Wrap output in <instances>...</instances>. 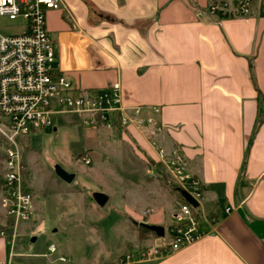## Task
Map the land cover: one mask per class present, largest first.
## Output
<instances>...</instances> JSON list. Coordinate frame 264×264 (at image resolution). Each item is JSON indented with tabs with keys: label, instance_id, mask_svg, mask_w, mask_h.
<instances>
[{
	"label": "crops",
	"instance_id": "obj_1",
	"mask_svg": "<svg viewBox=\"0 0 264 264\" xmlns=\"http://www.w3.org/2000/svg\"><path fill=\"white\" fill-rule=\"evenodd\" d=\"M88 1L93 15L84 0H70L65 9L47 14L61 69L84 90L120 83L125 107H159L164 127L159 143L168 151L181 149L188 170L203 184L201 209L216 220L206 236L180 251L138 264H264V0H255L249 19L209 16V0ZM71 12L75 17L69 21ZM108 135L120 136L137 157L159 162L141 131ZM111 146H105L108 153ZM159 192L167 214L146 195L129 206L140 217L127 214L128 219L166 223V230L177 200L165 186ZM228 208L232 212L226 215ZM149 209L153 213L144 222ZM95 214L100 227L104 216ZM122 241L116 263L136 247L162 243L158 237L140 243L137 234L136 242ZM108 249L96 257L113 264ZM9 256L8 242L0 238V263Z\"/></svg>",
	"mask_w": 264,
	"mask_h": 264
},
{
	"label": "built area",
	"instance_id": "obj_2",
	"mask_svg": "<svg viewBox=\"0 0 264 264\" xmlns=\"http://www.w3.org/2000/svg\"><path fill=\"white\" fill-rule=\"evenodd\" d=\"M255 0H209L206 14L221 19H249ZM62 0H0V18L24 21L19 35L0 33V136L5 142L0 208L5 223L0 238L7 240L9 260L17 257L16 242L21 224L31 222L35 202L23 175L24 138L52 128L53 117L75 114L87 127L107 132L141 131L155 148L161 163L180 192L187 193L197 204L194 207L183 197L171 215L172 224L159 238L162 243L139 246L129 251L118 264H138L166 258L206 236L216 220L201 209L204 189L201 180L188 170L187 161L178 147L166 150L159 143L164 127L159 121V107H125L121 84L116 82L102 90H84L74 84L61 69L57 59L56 41L47 29L49 11L63 10ZM119 116L120 129L115 128ZM90 165L88 155L81 157ZM232 209L225 211L229 215ZM153 213L143 212L148 218ZM49 253L55 254L51 245ZM44 257H47L45 255ZM59 261L67 263L66 257Z\"/></svg>",
	"mask_w": 264,
	"mask_h": 264
},
{
	"label": "rangeland",
	"instance_id": "obj_3",
	"mask_svg": "<svg viewBox=\"0 0 264 264\" xmlns=\"http://www.w3.org/2000/svg\"><path fill=\"white\" fill-rule=\"evenodd\" d=\"M62 1L69 5L70 0ZM84 3L93 15L95 12L89 1L84 0ZM74 17L72 12L67 14L69 21ZM23 25L21 19L0 18V33L19 35ZM53 123L52 128L24 138L25 149H29L25 157L26 182L31 186L39 210H35L34 221L20 226L13 264H49L60 252H67L69 261L54 264H105V260L96 256L105 254L106 247L112 254L110 260L118 264L115 260L122 255L123 238L136 242L134 224L138 222L132 217L128 219L127 214L137 213L129 206L147 195L155 198L167 214V203L159 188L161 185L171 190L170 186L163 183L149 186L146 178L154 177V167L149 160L137 157L128 144L123 145L120 136H109L101 127H87L75 114L54 116ZM107 145H112L109 148L113 151L108 153ZM88 153L93 161L85 165L81 157ZM0 165L3 171V161ZM57 168L74 175V180L71 183L61 180L56 174ZM96 193L109 197L104 207L95 204ZM96 211L104 216L100 227L94 224L98 218ZM1 213L0 230L5 223ZM166 226L162 224L164 229ZM33 239L36 241L32 242ZM51 244L56 246L57 254L48 253ZM45 254L50 257L40 256Z\"/></svg>",
	"mask_w": 264,
	"mask_h": 264
},
{
	"label": "trees",
	"instance_id": "obj_4",
	"mask_svg": "<svg viewBox=\"0 0 264 264\" xmlns=\"http://www.w3.org/2000/svg\"><path fill=\"white\" fill-rule=\"evenodd\" d=\"M259 101H262V99L260 98V95H259ZM115 128L120 129V121H119L118 115L116 116V119H115ZM5 146H6L5 142L3 140L0 141V163H2V161H4L5 159V153H4ZM28 150L29 149L27 148L24 149L23 158H22L23 175L25 176L28 170L27 165H26V159H25ZM149 162L155 169V176L146 178L147 182L158 181L159 183L168 184L172 190V194L176 196L177 202L183 201L180 190L172 182V180L166 173L163 165L159 162H155L154 160H150V159H149ZM2 175H3V171H2V166L0 165V187L2 185ZM148 226L149 225L145 223H135L134 224V227L136 228V232H137V239L140 243H146L150 239L157 238L156 234L153 233L151 230H149Z\"/></svg>",
	"mask_w": 264,
	"mask_h": 264
},
{
	"label": "water",
	"instance_id": "obj_5",
	"mask_svg": "<svg viewBox=\"0 0 264 264\" xmlns=\"http://www.w3.org/2000/svg\"><path fill=\"white\" fill-rule=\"evenodd\" d=\"M56 174L61 180H63L66 183H71L75 178L74 175H71V174L65 172L61 168H57ZM181 195L191 205H193L194 207H198V204L187 193L181 192ZM93 198L99 207H104L109 200L108 196L105 194H102V193H96ZM148 228L153 233H155L158 238H163L165 236V229L163 227L148 226ZM33 242H35V239H33Z\"/></svg>",
	"mask_w": 264,
	"mask_h": 264
}]
</instances>
